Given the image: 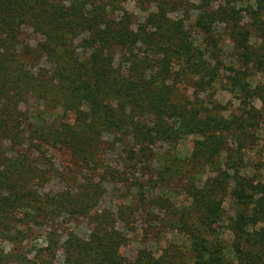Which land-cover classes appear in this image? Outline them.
<instances>
[{"label": "trees", "instance_id": "16d2710c", "mask_svg": "<svg viewBox=\"0 0 264 264\" xmlns=\"http://www.w3.org/2000/svg\"><path fill=\"white\" fill-rule=\"evenodd\" d=\"M107 1L0 0V237L13 245L27 240L28 230H11L14 216L31 225L39 217L63 214L87 220L90 236L49 231L39 255L52 257L63 248L66 264H172L181 251H140L132 261L120 256L115 222L128 223L126 206L118 208L115 222L108 212L90 213L103 180H131L139 202L145 201L146 187L174 183L183 186L185 205L169 211V197L156 204L180 216L175 226L190 231L201 263L219 264V252L200 240L202 226L221 216L225 199L238 208L237 223H264V186L242 167L259 111L248 104L230 120L203 98L222 67L215 26L229 32L241 51L239 62L260 69L262 56L246 47L250 35L237 29L234 10H201L195 27L204 41L198 43L159 14L152 31L133 32L125 18L113 20ZM245 76L239 71L230 79L233 89L250 101L261 95L264 102V90H252ZM31 99L42 103L34 116L22 108ZM46 111L51 119L45 120ZM187 137L196 140L183 161L175 146ZM159 148L168 151L160 154ZM107 152L120 160L115 167L103 162ZM56 153L66 154L86 176L83 184L75 177L67 189L40 197L29 181L57 173L50 159ZM207 170L214 175L196 186ZM252 238L256 254L237 252L241 261L256 264L263 258L264 227ZM39 255L5 257L6 263L34 264Z\"/></svg>", "mask_w": 264, "mask_h": 264}, {"label": "rangeland", "instance_id": "374dc122", "mask_svg": "<svg viewBox=\"0 0 264 264\" xmlns=\"http://www.w3.org/2000/svg\"><path fill=\"white\" fill-rule=\"evenodd\" d=\"M107 2L113 20L117 22L125 18L133 32H136L138 27L152 31V18L159 14L165 17V24L173 23L179 26L186 36L195 39L198 43L204 41L195 27L196 17L201 10H227V12L230 9L234 10L237 13L235 16L238 23V25L236 23L237 29H243L245 33L250 35L248 41L245 42L246 47L258 50L257 53L261 54L264 63V0H108ZM214 32L220 50L218 60L222 62V67H219L217 82L211 86L209 93L203 98L209 100V103L215 104L218 113L230 120L237 117L248 104L259 111L254 122V142L247 145L246 150L242 152V167L244 174L253 177L264 186L263 98L260 95L259 98L251 101L244 99L242 93L234 90L230 83V79L235 78L237 72L241 71L246 74L247 84H250L252 90L263 91L264 66L259 69L253 63L244 65L239 62V59L241 61V56H239L241 51L235 49L234 44L228 38L229 32L224 26L218 24L215 26ZM31 38L33 41L37 39L36 36ZM236 59L239 63L235 61ZM22 108L34 116L41 110L42 103L31 99ZM51 112L61 114L57 113L56 110ZM44 114L45 120L51 119L49 112L46 111ZM195 140V137H187L180 140L175 146L178 156L183 161L190 158ZM227 147L229 149L235 148L232 142H229ZM166 151H168L167 148L157 150L160 154ZM50 159L57 173L50 175L44 181H38L37 178L29 181L31 191L38 192L40 197L43 194L60 192L70 187L72 183L69 180L75 177L79 179V184H83L82 176H86V172H79L70 163L66 154L56 153ZM102 160L111 167H115L119 159L117 155L107 152L103 154ZM101 174L97 173L95 176L100 178ZM213 175L214 173L207 170L201 178L197 177L200 181L196 182V186L201 187L205 180ZM88 178L91 177L88 176ZM106 180H103L102 195L96 206L91 209L90 216H99L108 212L110 216H113L115 222L118 208L123 206L128 208L126 215L128 216V223L115 222V232L120 235L118 252L124 260H134L140 251L155 253L170 250L171 252H182L181 259L173 260L172 264H203L197 251H193L190 231L175 226L180 216H169L161 209L160 205L156 204L160 198L169 197V211L178 210L185 205V200L188 197L184 193L183 186L180 185L179 187L174 183H162L151 189L146 187L145 190L148 192L145 201L139 202V197L134 190H131V180L123 183ZM237 209L231 200L225 199L221 216L211 217L208 225L204 223L200 230V240L205 241L207 246L215 247L219 252L221 256L219 264H251L240 260L241 255L237 252V248L245 255L256 254L257 252L251 241L258 229L264 227V223H256L255 225L237 223ZM43 217H39L37 223L22 225V216H14V227L11 230L14 231V228L23 229L25 232L28 230L26 233L27 240L13 245L0 237V264H15L13 260L6 263V255L22 254L33 260V257L39 255L38 253L45 248V235L49 231L60 235L66 231L74 232L84 240H87L92 232V227L87 220L82 218L72 219L63 214ZM189 222L190 225L194 223L188 219ZM62 251L63 248H60L52 257H47L45 253H41L34 264H66ZM262 256V261H258L256 264H264V250Z\"/></svg>", "mask_w": 264, "mask_h": 264}]
</instances>
